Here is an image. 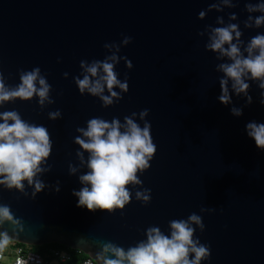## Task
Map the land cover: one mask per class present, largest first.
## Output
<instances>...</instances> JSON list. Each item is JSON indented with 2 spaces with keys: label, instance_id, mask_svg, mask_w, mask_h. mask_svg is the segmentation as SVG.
Listing matches in <instances>:
<instances>
[{
  "label": "water",
  "instance_id": "95a60500",
  "mask_svg": "<svg viewBox=\"0 0 264 264\" xmlns=\"http://www.w3.org/2000/svg\"><path fill=\"white\" fill-rule=\"evenodd\" d=\"M256 2L0 0V78L15 88L23 73L39 69L49 85L43 104L36 95L16 98L0 105V112L15 111L23 121L45 127L52 145L38 176L43 191L33 197L26 181L24 192L0 186V205L21 221L22 230L11 240L59 244L96 264L105 245L127 251L146 241L149 228L170 236L172 221L196 214L204 227L192 225L193 239L210 252L201 264H264V151L245 130L249 122L264 123V89L248 80V95H236L229 81L231 103L222 104L219 65L231 61L207 47L212 29L236 24L246 56L249 41L264 34V26L248 19L261 15L247 11ZM125 37H131L127 45ZM113 54L117 79L128 90L114 87L118 97L105 106L99 96L81 94L76 80L86 74L82 62L88 66ZM232 108L243 114L234 116ZM126 117L141 128L151 125L157 151L150 167L137 173L139 184L127 185L130 202L123 209L78 208L72 193L83 187L79 177L89 171V154L75 142L82 137L78 129L93 118L124 124ZM137 192L150 199H138ZM5 228L11 235V226Z\"/></svg>",
  "mask_w": 264,
  "mask_h": 264
},
{
  "label": "clouds",
  "instance_id": "9594fccd",
  "mask_svg": "<svg viewBox=\"0 0 264 264\" xmlns=\"http://www.w3.org/2000/svg\"><path fill=\"white\" fill-rule=\"evenodd\" d=\"M223 3L231 6L230 0H223ZM211 7L219 10L218 5ZM246 8L250 13H261L256 17L249 16L248 19L257 28L264 26V0H257L255 4L249 3ZM200 15L203 17L204 13L201 12ZM231 18L236 17L233 15ZM218 22L223 23L222 19H218ZM246 26L251 27L252 24L248 23ZM241 35L236 24L214 28L207 45L209 49L231 61L219 65L224 78L220 80L221 94L218 99L225 106L231 103L229 81L236 95H248V80L259 81V87L264 89V34H258L249 41L244 49L246 56L239 47ZM234 39L236 43H233ZM130 42L131 37L123 40L125 45ZM117 60V56L113 54L103 62H93L88 66L82 62L81 67L86 74L83 79L76 80L81 94L86 91L93 96H99L107 106L112 104L113 97H118V93L113 91L114 87L126 92L127 83L118 80L114 71ZM128 66L131 67V64ZM20 81L15 88H8L0 78V105L16 98L28 100L34 95L39 97L41 104L48 99L49 85L40 76L39 69L23 73ZM105 89L109 92L107 96L103 95ZM248 102L251 103L250 97ZM261 103L264 104V100ZM231 112L234 116L243 114L242 109L237 108H232ZM147 114L148 109H145L140 114L141 118ZM58 116L59 112L51 114L52 119ZM245 130L247 136L255 142L256 149L264 151V123L249 122ZM78 131L82 137H77L75 142L89 154V171L79 177L83 187L72 193L77 197L76 206L89 212L123 209L130 202L127 185L140 183L137 173L150 167V161L157 151L151 136V125L146 122L141 128L133 119L127 117L124 124L117 119L109 123L93 118L88 121L86 129ZM51 149L49 133L45 127L23 121L15 111L0 112V186L24 192L26 181L34 188L35 197L45 188L38 176L45 171L42 165L49 157ZM78 155L83 162V154ZM70 171L75 173L76 169L71 168ZM136 196L145 202L150 199L149 195L140 192ZM193 224L201 229L204 227L201 217L192 214L187 221H172L170 236L162 233L159 228H149L146 241L127 251L109 243L97 254L96 264H201L202 260L209 257L210 252L207 246L193 239ZM6 225L11 226V235L5 228ZM20 225L21 221L14 218L10 207L0 205V229H3L0 230V250L6 248L17 232L22 230ZM109 254L114 258H110ZM17 264L25 262L17 261Z\"/></svg>",
  "mask_w": 264,
  "mask_h": 264
},
{
  "label": "built area",
  "instance_id": "2783aa9c",
  "mask_svg": "<svg viewBox=\"0 0 264 264\" xmlns=\"http://www.w3.org/2000/svg\"><path fill=\"white\" fill-rule=\"evenodd\" d=\"M8 257L11 261L5 263L4 260ZM17 261H24L25 264H95L89 257L77 261L68 249L51 247L41 253L34 251L32 246L10 240L9 245L0 250V264H17Z\"/></svg>",
  "mask_w": 264,
  "mask_h": 264
},
{
  "label": "trees",
  "instance_id": "16d2710c",
  "mask_svg": "<svg viewBox=\"0 0 264 264\" xmlns=\"http://www.w3.org/2000/svg\"><path fill=\"white\" fill-rule=\"evenodd\" d=\"M51 247L68 249V248H65V247H63V246H61L59 244H49V245H44V246L37 247V250L39 252L43 253L46 249L51 248ZM68 250L74 254V256H75L77 261H82V260L88 258V256H86L85 254H83L81 252H78V251H75V250H71V249H68Z\"/></svg>",
  "mask_w": 264,
  "mask_h": 264
},
{
  "label": "rangeland",
  "instance_id": "374dc122",
  "mask_svg": "<svg viewBox=\"0 0 264 264\" xmlns=\"http://www.w3.org/2000/svg\"><path fill=\"white\" fill-rule=\"evenodd\" d=\"M32 249L34 250V251H38L37 250V247H35V246H32ZM11 261V259L8 257V258H5V260H4V262L5 263H9Z\"/></svg>",
  "mask_w": 264,
  "mask_h": 264
}]
</instances>
